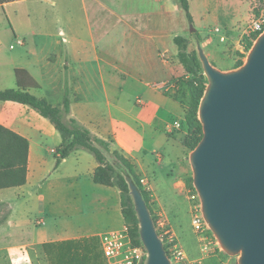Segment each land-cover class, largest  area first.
Segmentation results:
<instances>
[{
    "label": "crops",
    "instance_id": "crops-1",
    "mask_svg": "<svg viewBox=\"0 0 264 264\" xmlns=\"http://www.w3.org/2000/svg\"><path fill=\"white\" fill-rule=\"evenodd\" d=\"M35 1L42 6L49 0L10 2L0 11L8 20L9 9ZM74 3L80 18H59L64 28L58 33L44 18L13 11L21 25L17 31L9 22L12 52L0 50V91L17 89L14 71L20 69L39 86L28 89L35 97L61 107L66 96L69 117L111 141V149L130 161L149 193L153 212H161L173 227L177 200L184 197L187 180H193L180 129L169 132L171 123H181L183 117L179 101L168 94L184 75L173 40L184 37L188 52L200 48L208 62L225 73L231 69V55L243 50L240 40L253 15L251 3L188 0L192 24L174 0ZM159 83L171 87L155 88ZM0 126L28 142L25 183L0 189V256L5 254L9 264H29V252L41 249L42 258L52 264L59 258L67 263L76 255H84L86 264H107L99 237L125 224L118 189L93 181V156L76 151L55 169L60 134L26 105L0 101ZM83 239L95 242H71ZM42 245H48L49 258Z\"/></svg>",
    "mask_w": 264,
    "mask_h": 264
},
{
    "label": "water",
    "instance_id": "water-1",
    "mask_svg": "<svg viewBox=\"0 0 264 264\" xmlns=\"http://www.w3.org/2000/svg\"><path fill=\"white\" fill-rule=\"evenodd\" d=\"M209 85L199 106L203 137L190 156L210 231L240 264H264V33L239 71L222 73L198 48ZM145 264H171L137 188L129 183Z\"/></svg>",
    "mask_w": 264,
    "mask_h": 264
},
{
    "label": "trees",
    "instance_id": "trees-1",
    "mask_svg": "<svg viewBox=\"0 0 264 264\" xmlns=\"http://www.w3.org/2000/svg\"><path fill=\"white\" fill-rule=\"evenodd\" d=\"M15 1L20 0H0V6ZM174 1L183 10L188 22L192 24L188 0ZM173 41L177 47L179 63L185 74L192 77L189 83L191 98L183 117L184 125L188 130L183 145L188 148L191 141H194V146H197L203 136L198 110L205 86L202 83V67L198 53L196 51L188 52V40L184 37L176 36ZM250 48L251 44H247L245 50L248 51ZM14 76L17 89L0 91V101H10L29 106L53 125L61 137V143L55 150V169L63 159L76 151H84L93 156L97 163L93 174L94 183L118 189L121 199V214L128 229L131 243L133 246L141 247L139 223L130 196L129 183H132L141 193L146 205H148V196L142 190L140 178L135 173L133 165L128 159L111 149V141L98 138L75 119L69 117V103L66 96L61 107H54L46 100L37 98L28 92V89H38L39 86L25 70H15ZM27 154L28 142L0 126V189L18 187L25 183ZM191 183L192 179H189L186 184ZM71 242H95V240L83 239ZM47 246L42 245V249L49 258ZM65 260V258H59L58 264H86L84 263L86 260L84 255L70 257L67 263Z\"/></svg>",
    "mask_w": 264,
    "mask_h": 264
},
{
    "label": "rangeland",
    "instance_id": "rangeland-1",
    "mask_svg": "<svg viewBox=\"0 0 264 264\" xmlns=\"http://www.w3.org/2000/svg\"><path fill=\"white\" fill-rule=\"evenodd\" d=\"M248 1H250L251 3L250 9L252 10L253 15L249 19V22L247 23V25L250 23V21L255 19L260 14L264 0H248ZM51 2H53L54 4H51ZM13 11H17L19 15L31 13L35 17L36 20L43 21V18L48 20L49 23L46 24V26L49 25L51 27V30L54 31L55 33H58L60 29L64 28V25L59 23V18L61 20H69L70 16H72L73 18L75 17L80 18V7L74 3V0H71V2H69L68 0H49L47 2H44L42 6L38 4L37 1L31 2V3H25L21 6H17V9H13V8L9 9L8 13L6 14L8 17V20L5 19L4 15H2L0 11V37L2 39L0 43V50L5 55L12 52L11 48H13L12 46L14 45L13 42H8L7 40L11 32L9 25L14 24V27L16 28L17 31L20 30L19 25H21L17 22V18L15 19ZM22 29L25 30V25L22 26ZM254 44H252L251 48L248 51H246L245 50L246 48L245 39L244 38L241 39L240 46H242L243 50H241V52L237 51L236 54L234 53V57L231 55V57L233 58L231 66H230L231 69L225 73L239 71L241 67L247 62V59L249 57V54ZM10 45L12 46L10 47ZM201 67H202V77H203L202 83L205 86V90L202 95V99H203L206 89L209 85V79H208L207 74L204 71L202 63H201ZM191 80H192V77L185 74L184 72V75L182 77L178 78V80H175V84L173 85V88H174L173 92L168 93L179 101L181 108L183 110V117H184L185 110L188 108V103L191 98V91L189 87V83L191 82ZM183 117L181 119V128L179 130V133L182 134L181 144L184 147L186 153L191 156L196 146H194V141L190 142L188 148H186L183 145V142L185 141L188 135V130L186 126L184 125ZM198 118H199V110H198ZM141 187H142V190L148 196V205L146 204L145 205L146 207L148 206L147 209L152 219L155 232L157 236L159 237V239L162 241L163 249L165 251V246H167L166 236L163 235L161 228L158 227L157 225V218L155 214L156 212H153L151 208V205H150L151 198L149 196L148 191L143 188L142 184H141ZM177 202H178V208H179V214H177V223H175L173 227H170L168 225L167 229L170 231V234L177 240V243L184 251L185 259H186L185 262L190 263V264H240L241 253L227 254L223 249H221L222 247H220V250H215L216 247L214 246V244L208 246V248L212 251L211 253H204L203 248L201 247L199 236L198 234L194 233L191 227L189 204H188V201L186 200V191H184V197L179 198ZM132 203H133V200H132ZM161 216L163 217V215ZM207 236L209 238V241L211 242L215 238L214 235L211 233V231L208 233ZM29 256L33 257L32 258L33 260H31L29 264H52L50 263V261L48 260L45 261L42 258L41 249L30 251ZM0 264H9L5 254H1L0 256Z\"/></svg>",
    "mask_w": 264,
    "mask_h": 264
},
{
    "label": "built area",
    "instance_id": "built-area-1",
    "mask_svg": "<svg viewBox=\"0 0 264 264\" xmlns=\"http://www.w3.org/2000/svg\"><path fill=\"white\" fill-rule=\"evenodd\" d=\"M215 32H219V29H215ZM264 33V2L260 14L250 21L247 26L243 28V38L245 39V46L247 44H254L256 40ZM220 42H225V37L219 38ZM161 59L166 61L167 57L165 54L161 55ZM155 88L168 90L171 85L168 83H159L154 85ZM181 128L179 121H173L169 126V132L172 133ZM142 184V181L140 180ZM186 199L189 204L190 223L194 233L198 234L201 247L204 253H211L212 251L208 246L214 244L215 250H220L219 244L215 239L209 241L208 233L210 229L205 222L202 213V204L199 194L193 184L185 187ZM161 212L156 213L157 225L161 228L162 233L166 236V253L168 258L175 264H190L185 262V253L177 243V240L170 234L167 229L164 218L161 216ZM100 250L107 261V264H145L147 259V252L144 247L133 246L129 237L128 229L124 226L122 229L117 231H110L102 234L99 237Z\"/></svg>",
    "mask_w": 264,
    "mask_h": 264
}]
</instances>
